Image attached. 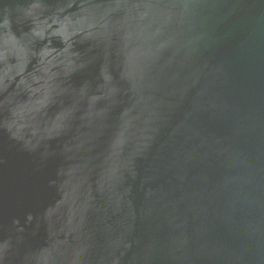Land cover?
<instances>
[{
	"label": "water",
	"instance_id": "1",
	"mask_svg": "<svg viewBox=\"0 0 264 264\" xmlns=\"http://www.w3.org/2000/svg\"><path fill=\"white\" fill-rule=\"evenodd\" d=\"M0 264H264V0H0Z\"/></svg>",
	"mask_w": 264,
	"mask_h": 264
}]
</instances>
